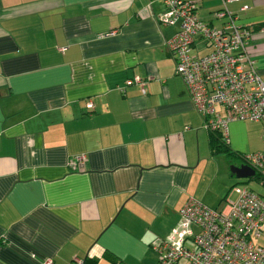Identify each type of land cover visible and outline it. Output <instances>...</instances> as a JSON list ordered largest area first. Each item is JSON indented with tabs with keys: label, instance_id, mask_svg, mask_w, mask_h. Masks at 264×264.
<instances>
[{
	"label": "crops",
	"instance_id": "obj_1",
	"mask_svg": "<svg viewBox=\"0 0 264 264\" xmlns=\"http://www.w3.org/2000/svg\"><path fill=\"white\" fill-rule=\"evenodd\" d=\"M192 1L220 23L223 0ZM163 8L0 0V264H158L154 247L188 199L226 208L211 188L220 154L176 73L167 41L178 26L158 21ZM226 8L259 26L249 50L264 80V0ZM203 49L197 40L195 55ZM134 77L145 92L126 84ZM247 121L227 137L250 154L262 147L244 141Z\"/></svg>",
	"mask_w": 264,
	"mask_h": 264
},
{
	"label": "built area",
	"instance_id": "obj_2",
	"mask_svg": "<svg viewBox=\"0 0 264 264\" xmlns=\"http://www.w3.org/2000/svg\"><path fill=\"white\" fill-rule=\"evenodd\" d=\"M162 1L158 21L178 26L167 48L204 128L220 131L228 142L230 122H261L263 145L243 157L258 175L262 192L234 186L223 210L188 199L178 225L154 247L160 254L158 264H264V80L249 50L253 32L226 8L232 0H223V9L214 13L218 25L200 19L192 0ZM199 39L210 49L201 56L192 54ZM133 83L145 92L141 78L126 81Z\"/></svg>",
	"mask_w": 264,
	"mask_h": 264
},
{
	"label": "rangeland",
	"instance_id": "obj_3",
	"mask_svg": "<svg viewBox=\"0 0 264 264\" xmlns=\"http://www.w3.org/2000/svg\"><path fill=\"white\" fill-rule=\"evenodd\" d=\"M203 41V40H202ZM194 55L196 51L192 52ZM205 49L202 50L199 54H204ZM247 126L243 128L244 130V141L247 143V146L251 151L254 149H260L262 147V138L261 122H249L246 123ZM229 151L232 155H228L226 152H220L219 158H217V166L219 171L213 174V180L211 188L214 192L224 193L223 195H228L234 186L242 185L249 189L254 190L255 192H262V187L258 184L254 177H242L238 178L232 172V166H240L244 163L243 157L247 153L245 150H237L235 147L229 146ZM232 200L235 198L234 195L231 196Z\"/></svg>",
	"mask_w": 264,
	"mask_h": 264
},
{
	"label": "trees",
	"instance_id": "obj_4",
	"mask_svg": "<svg viewBox=\"0 0 264 264\" xmlns=\"http://www.w3.org/2000/svg\"><path fill=\"white\" fill-rule=\"evenodd\" d=\"M215 17V16H214ZM219 21V20H218ZM258 27H254V30H252V32L257 31ZM210 134V138H211V145H212V149L214 151V153H220V152H226L228 155H232V153L229 151V145L228 142H226L224 136L222 135V133L218 130H207ZM252 177H254L256 179V181L258 180V175L254 174ZM254 191V190H253Z\"/></svg>",
	"mask_w": 264,
	"mask_h": 264
},
{
	"label": "water",
	"instance_id": "obj_5",
	"mask_svg": "<svg viewBox=\"0 0 264 264\" xmlns=\"http://www.w3.org/2000/svg\"><path fill=\"white\" fill-rule=\"evenodd\" d=\"M231 169L235 176L238 178L252 177L255 174L254 170L246 164H242L240 166H232Z\"/></svg>",
	"mask_w": 264,
	"mask_h": 264
},
{
	"label": "clouds",
	"instance_id": "obj_6",
	"mask_svg": "<svg viewBox=\"0 0 264 264\" xmlns=\"http://www.w3.org/2000/svg\"><path fill=\"white\" fill-rule=\"evenodd\" d=\"M151 239H155V237H152ZM149 242L148 240L145 241V243Z\"/></svg>",
	"mask_w": 264,
	"mask_h": 264
}]
</instances>
